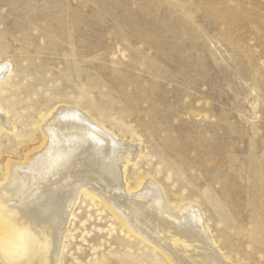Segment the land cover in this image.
Masks as SVG:
<instances>
[{
	"label": "rangeland",
	"instance_id": "rangeland-1",
	"mask_svg": "<svg viewBox=\"0 0 264 264\" xmlns=\"http://www.w3.org/2000/svg\"><path fill=\"white\" fill-rule=\"evenodd\" d=\"M1 65L3 154L35 139L28 114L85 112L141 138V168L201 207L229 260L264 264V0H0ZM108 221L71 226L59 264H164Z\"/></svg>",
	"mask_w": 264,
	"mask_h": 264
},
{
	"label": "bare ground",
	"instance_id": "bare-ground-1",
	"mask_svg": "<svg viewBox=\"0 0 264 264\" xmlns=\"http://www.w3.org/2000/svg\"><path fill=\"white\" fill-rule=\"evenodd\" d=\"M9 71L1 65L0 80ZM24 122L38 123L35 139L0 151V264H59L84 216L96 224L108 219V232L121 235L114 244L155 251L164 264H235L233 244L223 231L212 236L201 207L187 198L170 201L141 168V138L117 136L68 107L41 118L28 114ZM0 128L16 130L4 109Z\"/></svg>",
	"mask_w": 264,
	"mask_h": 264
}]
</instances>
